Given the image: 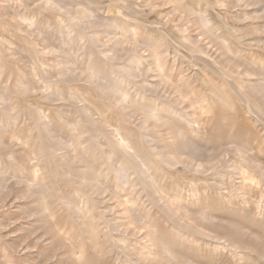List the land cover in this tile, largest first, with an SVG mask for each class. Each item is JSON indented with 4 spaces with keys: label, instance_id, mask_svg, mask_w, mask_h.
Masks as SVG:
<instances>
[{
    "label": "rangeland",
    "instance_id": "1",
    "mask_svg": "<svg viewBox=\"0 0 264 264\" xmlns=\"http://www.w3.org/2000/svg\"><path fill=\"white\" fill-rule=\"evenodd\" d=\"M0 264H264V0H0Z\"/></svg>",
    "mask_w": 264,
    "mask_h": 264
},
{
    "label": "bare ground",
    "instance_id": "2",
    "mask_svg": "<svg viewBox=\"0 0 264 264\" xmlns=\"http://www.w3.org/2000/svg\"><path fill=\"white\" fill-rule=\"evenodd\" d=\"M93 23V22H92ZM133 70V69H132ZM102 72V71H101ZM85 98H86V96H85ZM125 98V97H124ZM108 99V98H107ZM88 103V102H87ZM55 126V125H54ZM82 133V132H81ZM19 134V133H18ZM19 137V136H18ZM119 143V145L122 147V148H124L126 151H127V153L129 154V155H131V156H133L134 158H136V159H138V160H140V153H139V150L135 147V146H133L132 144H131V142H130V140L128 139V138H123V139H121V140H119L118 142H117V144ZM123 149V150H124ZM165 149V148H164ZM95 151H97V150H95ZM88 154V153H87ZM158 154H160V155H163V152L162 151H159L158 152ZM163 157V156H162ZM164 157H166L165 155H164ZM144 162H142V161H140V165H141V167L143 168V169H146L145 168V166H144V164H143ZM115 165L118 167H120L121 165L120 164H118L117 162H115ZM39 171V170H38ZM40 174V173H39ZM39 174H38V176H39ZM38 178V177H37ZM42 178V177H41ZM39 180H40V178H39ZM45 197H46V195H45ZM48 198V197H47Z\"/></svg>",
    "mask_w": 264,
    "mask_h": 264
}]
</instances>
